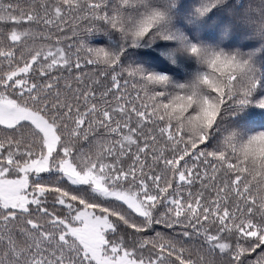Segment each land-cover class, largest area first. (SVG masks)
Instances as JSON below:
<instances>
[{
	"label": "snow or ice",
	"instance_id": "6c2138e0",
	"mask_svg": "<svg viewBox=\"0 0 264 264\" xmlns=\"http://www.w3.org/2000/svg\"><path fill=\"white\" fill-rule=\"evenodd\" d=\"M0 264H264V0H0Z\"/></svg>",
	"mask_w": 264,
	"mask_h": 264
},
{
	"label": "trees",
	"instance_id": "16d2710c",
	"mask_svg": "<svg viewBox=\"0 0 264 264\" xmlns=\"http://www.w3.org/2000/svg\"><path fill=\"white\" fill-rule=\"evenodd\" d=\"M241 2H242V3H246V2H247V0H241ZM49 206H51V205H49Z\"/></svg>",
	"mask_w": 264,
	"mask_h": 264
}]
</instances>
